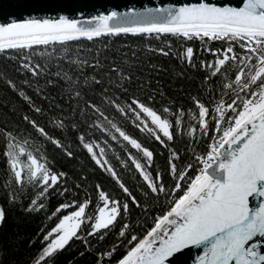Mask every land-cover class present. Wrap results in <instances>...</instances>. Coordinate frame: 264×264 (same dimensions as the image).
Wrapping results in <instances>:
<instances>
[{
    "label": "snow or ice",
    "instance_id": "1",
    "mask_svg": "<svg viewBox=\"0 0 264 264\" xmlns=\"http://www.w3.org/2000/svg\"><path fill=\"white\" fill-rule=\"evenodd\" d=\"M91 21L85 26L61 15L0 24V52L52 47V52L39 55L59 60L68 57L69 42L123 34L199 41L202 52L213 59L197 61L192 46L176 56L177 79H184L187 69L206 73L195 90L174 89L179 96H168L160 80L153 87L151 73L145 74L149 78L136 75L132 90L133 73L114 59L108 71L98 75L105 67L99 53L91 63L79 56L70 60L78 69L75 78L59 64L52 73L47 63L34 62L29 55L16 58V72L25 77L19 83L0 73L22 101L9 108L15 118L5 114L0 123V193L9 207L19 205L29 215L44 211L50 221H58L27 242L34 249L27 264H57L58 254L74 240L84 246L81 257H93L91 264H189L185 250L193 249L191 264H264V0H239L236 6L196 0L112 10ZM212 42L219 46L212 47ZM146 50L173 55L170 44L167 50ZM122 55L124 65L135 66L127 53ZM132 57L139 59L135 50ZM88 68L93 70L90 75L85 74ZM149 68L156 74L162 71ZM45 76L49 78L41 85ZM125 122L147 134L152 144L134 138ZM179 144L185 146L183 153ZM48 145L81 164L77 153H85L111 177L119 194L96 183L97 204L94 215H88L93 200L87 174L79 176L73 191L68 173L57 167ZM109 152L121 167L138 174L136 191L143 199L126 185ZM77 171L82 173V167ZM70 193V200L51 204L52 197ZM251 198L259 199L253 203ZM134 209L150 223H134ZM154 209L158 211L149 217ZM5 219V207L0 206V224ZM138 227L143 230L138 232ZM113 230L115 238L106 245Z\"/></svg>",
    "mask_w": 264,
    "mask_h": 264
},
{
    "label": "trees",
    "instance_id": "2",
    "mask_svg": "<svg viewBox=\"0 0 264 264\" xmlns=\"http://www.w3.org/2000/svg\"><path fill=\"white\" fill-rule=\"evenodd\" d=\"M169 44L171 45V52L173 55L163 56L158 52H149L146 50V46H150L153 49L165 47L167 50V45ZM125 45L127 47H125ZM187 46H192L195 49L197 61L200 59H213L210 55L202 52V46L199 41L185 42L170 36H147L137 38L122 34L115 37L102 36L100 38H94L93 41L80 39L75 42H69L66 45L69 49L68 57L59 60L55 57H49L47 55L41 57L39 55L41 51L52 52V47L45 49L44 46H39V48H34L32 51L20 49L6 50L0 52V73L7 74L9 77L16 79L19 83V81L25 77H20L16 72V68L19 64V61L16 58L21 55H29L32 57L34 62H39L41 65L47 63L52 73H55L58 70L57 65L59 64L63 71L69 72L75 78V76L79 74L78 69L75 64L70 62V60L79 56V58L87 59L88 62L91 63L97 56V53H99V59L105 67L101 69L98 75H102L104 72H107L109 68V61L114 59L118 65L124 68L125 71H131L133 73V83L131 85L132 90L136 89V85L138 83L135 79L136 75H140L142 78H149L146 77L145 74L151 73L150 78L153 80V87H156L155 81L160 80L163 85V89L168 96H179L181 93L174 91V89H179L182 86L185 89V92H187L188 89L195 90L203 76L206 74L199 70L187 69L184 79L176 78V73L180 71V61L176 59V56L179 55ZM218 46L219 42H212V47ZM133 50L136 51V55L139 57L138 61L133 60ZM56 51L57 55L61 54L62 49L59 45H57ZM122 53H127V59L130 63L135 65L134 67L128 68L123 64L125 57ZM149 65L159 67L162 71H160L159 74H156L152 68H149ZM92 71L93 70L91 68H88L85 70V74L90 75ZM48 78V76L43 77L39 83L43 85ZM216 82V80H213V84ZM51 91L53 93L57 92L56 89H51ZM13 103L21 104L22 101H20L15 93L5 85L3 79H0V123H3L5 114L15 118L14 114L9 112V108ZM5 105H7V107ZM182 119L185 123H187V116L182 117ZM125 124L127 125V130L134 138L139 139L145 145L152 144V140L147 134H143L138 130H135L128 122H125ZM152 146L157 148V152H159L160 149L158 145L153 144ZM178 147H180L182 153L186 150L183 144H179ZM202 147L203 146L201 145V148ZM116 151L119 152L121 159H126V155L122 150L117 147ZM48 152L51 157L56 159L57 167L62 168L68 173L69 179L67 183L73 188V191L75 190L74 184L79 180V176L81 174H87L88 180L85 183L89 185L88 191L92 193L93 200V203L86 209L88 215H94V210L97 204L94 189V185L96 183L101 184L103 188L111 194H119V189L115 185L114 181L111 180V177L96 168V166L87 158L85 153H77L78 160L82 162L81 164L78 163L77 160H67L51 145H48ZM108 158L121 175V178L124 180L126 185L129 186L139 198L143 199L140 197L139 192L136 191V185L139 182L138 174L133 176L131 172L121 167L120 163L111 155L110 152L108 154ZM22 159L26 163V157ZM162 162V159L157 156V163L159 164ZM81 167L82 173L77 171L78 169H81ZM2 169L3 165L0 164V175H2ZM31 194L32 193L30 191L29 195ZM81 198L83 197L81 196ZM70 199L71 193L67 197L54 196L51 198V204L56 205L62 200ZM26 203L27 199L25 200V204ZM149 203H151V201H149ZM161 204H163V200H161ZM0 206H4L6 211V219L2 224H0V264H13V262H15V264H27V258L30 253L34 251V249L27 246V242L30 239L35 238L37 233H39L42 228H50L58 221L55 219L50 221L44 211L29 215L23 213L20 210L19 205L16 207H9L5 201L3 193H0ZM157 211L158 209H154L151 213H149V217L155 215ZM63 214L67 213H61V215ZM132 219L134 223L138 222L141 225L150 223V220L147 219L139 209L133 210ZM82 227H84V225H82ZM118 227L119 225H117V229ZM136 230L139 232L143 229L138 227ZM83 234L84 233L81 232V235ZM115 235L116 231L113 230L105 241V244L107 245L113 242ZM93 243H95V241H93ZM15 249L19 250L16 251ZM83 250L84 246L79 240L72 241L70 245L66 246V248L56 257L57 264H91L93 259L91 255H85L83 257L79 255V252Z\"/></svg>",
    "mask_w": 264,
    "mask_h": 264
},
{
    "label": "water",
    "instance_id": "3",
    "mask_svg": "<svg viewBox=\"0 0 264 264\" xmlns=\"http://www.w3.org/2000/svg\"><path fill=\"white\" fill-rule=\"evenodd\" d=\"M193 2L196 0H0V24L31 17L58 19L59 16L64 15L68 19L78 21L81 25L90 26V22L94 23L91 21L92 17L101 13L107 14L112 10L126 12L129 8L141 10L143 8L179 6L183 3ZM211 2L229 3L236 6L239 0H211ZM251 199L254 203L259 198ZM195 254V249L190 253L185 250V258L189 259V264Z\"/></svg>",
    "mask_w": 264,
    "mask_h": 264
}]
</instances>
